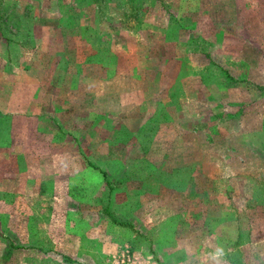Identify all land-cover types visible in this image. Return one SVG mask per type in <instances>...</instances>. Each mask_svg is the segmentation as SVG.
I'll list each match as a JSON object with an SVG mask.
<instances>
[{"label": "rangeland", "instance_id": "1", "mask_svg": "<svg viewBox=\"0 0 264 264\" xmlns=\"http://www.w3.org/2000/svg\"><path fill=\"white\" fill-rule=\"evenodd\" d=\"M195 219L264 264V0H0V264H179Z\"/></svg>", "mask_w": 264, "mask_h": 264}, {"label": "crops", "instance_id": "2", "mask_svg": "<svg viewBox=\"0 0 264 264\" xmlns=\"http://www.w3.org/2000/svg\"><path fill=\"white\" fill-rule=\"evenodd\" d=\"M57 44L62 45L60 42H57ZM75 46H77L81 49V47H80L81 45L79 44V41L75 43ZM60 57L64 58V54L59 56V58ZM81 64H83V63H81ZM51 67H52L51 72L54 74V72H53L54 71V65H51ZM57 76H60V75L57 74ZM85 79H88L85 82H89V78H85ZM51 80L53 81V77ZM81 82H84L83 78L81 79ZM191 175L194 176L196 174L191 173ZM151 204H153V203H151ZM195 221L200 222V223H198L199 225H197V223L194 222V223H192V226L189 225L190 226V233H188V235H186L187 233L184 231L183 234H179L177 236L178 242H179V239H181V241H184V243L187 242V244H189V245L184 246L185 258L181 259V263H179V264H184L185 262H187L185 260L192 261L191 264H224L225 262L227 264H229V247L226 248V252L221 250V251H217L214 253L216 248H215V245H212V241H211V239H213L215 236H217V234H218L217 240L219 241V235L221 234V230L226 231L227 230L226 228H229L228 227L229 225H226L227 222H229V221H227V220L210 221L209 219H199L198 221L195 219ZM146 222H145V224H146ZM120 224L123 225V223H120ZM200 227H201V229L206 228L208 230L207 234L204 233L207 230H204V232H202V233H198L197 231H199V230H197L196 228L200 229ZM211 227H213L215 229H220V230H216L217 234H215L213 231H211ZM225 231H222V232H225ZM226 235H229L228 231H227ZM241 255H242V260L245 259L246 252L241 253ZM182 261H184V263Z\"/></svg>", "mask_w": 264, "mask_h": 264}, {"label": "trees", "instance_id": "3", "mask_svg": "<svg viewBox=\"0 0 264 264\" xmlns=\"http://www.w3.org/2000/svg\"><path fill=\"white\" fill-rule=\"evenodd\" d=\"M229 78H230L231 82H235V79L231 78L230 76H229ZM259 89L262 90V87H259ZM103 176L105 177L104 173H103Z\"/></svg>", "mask_w": 264, "mask_h": 264}]
</instances>
